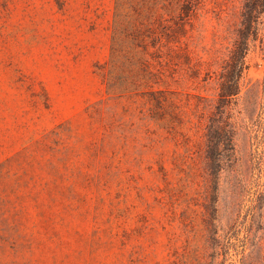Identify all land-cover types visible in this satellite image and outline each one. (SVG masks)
Segmentation results:
<instances>
[{
	"label": "rangeland",
	"instance_id": "374dc122",
	"mask_svg": "<svg viewBox=\"0 0 264 264\" xmlns=\"http://www.w3.org/2000/svg\"><path fill=\"white\" fill-rule=\"evenodd\" d=\"M116 1L0 0V264H202L203 256L240 264L252 246L247 231L264 172L249 173L239 219L229 226L228 172L219 201L203 164L194 181L180 179L190 167L174 163L185 137L143 118L142 104L129 113L106 92L100 65L110 54ZM241 3L204 0L188 45L194 61L230 43L221 21H238L228 15ZM204 60L197 79L184 59L172 84L189 112L198 95L215 93L202 80L213 60ZM246 62L245 90L264 80L258 43ZM260 90L246 122L262 135L264 81ZM101 102L106 117L95 118ZM251 140L263 160V140ZM219 218L216 238L207 221ZM255 228L264 241V212Z\"/></svg>",
	"mask_w": 264,
	"mask_h": 264
},
{
	"label": "trees",
	"instance_id": "16d2710c",
	"mask_svg": "<svg viewBox=\"0 0 264 264\" xmlns=\"http://www.w3.org/2000/svg\"><path fill=\"white\" fill-rule=\"evenodd\" d=\"M203 4L204 0H117L110 54L100 70L106 92L121 98L129 113L142 104L141 111L147 107L143 118L185 137V153L176 152L174 162L184 172L182 168L190 164L181 180L194 181L195 165L203 164L209 173L206 180L212 183L213 195L219 201L223 176L228 172L233 188V204L226 224L229 226L239 219L244 190L251 181L249 173L256 169L264 172V159H256L259 149L251 144L254 135L264 142V132L253 134L246 122L256 115L264 80L249 83L246 90L244 82L246 54L251 45L258 43L264 50V0H242L228 15L238 16L233 24L229 18L220 17L221 24L227 23L230 29V43H222L215 55L194 61L188 45ZM184 59L192 69L190 75L197 79L201 77L204 59L213 60V69L202 80L214 83L215 93L198 95L190 112L172 90L174 80L180 78V67L186 68L182 64ZM102 107L101 102L93 110L95 118L106 117ZM261 124L264 127V122ZM253 207L247 231L252 246L243 251L240 264H259L257 254L264 255V241L255 232L264 212V188L259 190ZM207 226H215L216 238L221 237L224 222L220 218L218 223L208 220ZM199 261L208 264L204 256Z\"/></svg>",
	"mask_w": 264,
	"mask_h": 264
}]
</instances>
